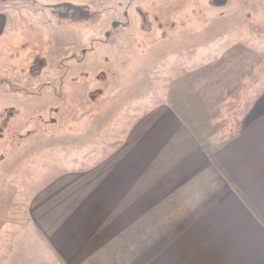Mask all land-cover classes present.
I'll return each mask as SVG.
<instances>
[{"label":"crops","instance_id":"obj_1","mask_svg":"<svg viewBox=\"0 0 264 264\" xmlns=\"http://www.w3.org/2000/svg\"><path fill=\"white\" fill-rule=\"evenodd\" d=\"M2 1L0 63L19 46ZM0 88V116L42 110ZM202 92L125 107L78 153L74 136L47 135V179L0 218V264H264V92L224 108Z\"/></svg>","mask_w":264,"mask_h":264},{"label":"rangeland","instance_id":"obj_2","mask_svg":"<svg viewBox=\"0 0 264 264\" xmlns=\"http://www.w3.org/2000/svg\"><path fill=\"white\" fill-rule=\"evenodd\" d=\"M2 4L19 46L4 54L16 62L0 63V87L24 88L38 96L30 104H43L0 116L1 219L22 213L27 196L47 179V135L74 136L75 148L65 151L93 148L120 125L126 108L156 103L183 86L204 90L222 108L262 100L264 0Z\"/></svg>","mask_w":264,"mask_h":264},{"label":"trees","instance_id":"obj_3","mask_svg":"<svg viewBox=\"0 0 264 264\" xmlns=\"http://www.w3.org/2000/svg\"><path fill=\"white\" fill-rule=\"evenodd\" d=\"M207 46H208V48H212L211 45H207ZM214 49H215V48H212V50H211L210 52H208V54L213 55V52H214L213 50H214Z\"/></svg>","mask_w":264,"mask_h":264}]
</instances>
